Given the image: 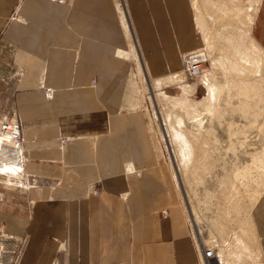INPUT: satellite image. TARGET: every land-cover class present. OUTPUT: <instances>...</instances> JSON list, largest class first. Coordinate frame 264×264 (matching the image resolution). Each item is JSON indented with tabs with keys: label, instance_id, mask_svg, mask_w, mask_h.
Listing matches in <instances>:
<instances>
[{
	"label": "crops",
	"instance_id": "obj_1",
	"mask_svg": "<svg viewBox=\"0 0 264 264\" xmlns=\"http://www.w3.org/2000/svg\"><path fill=\"white\" fill-rule=\"evenodd\" d=\"M200 47L192 0H0V117L21 124L19 149L0 146V227L17 264H200L131 80L133 59L150 83ZM21 167L36 185L9 182ZM251 214L258 258L233 264H264V189Z\"/></svg>",
	"mask_w": 264,
	"mask_h": 264
},
{
	"label": "rangeland",
	"instance_id": "obj_2",
	"mask_svg": "<svg viewBox=\"0 0 264 264\" xmlns=\"http://www.w3.org/2000/svg\"><path fill=\"white\" fill-rule=\"evenodd\" d=\"M192 1L209 56L206 87L202 78L185 79L181 72L174 73L173 83L153 87L132 57L131 80L138 91L134 107L145 110L195 235L217 246L223 264H233L237 261L221 250L234 245L254 194L264 183V0H199V11ZM116 5L123 13L119 2ZM209 89H214L213 98ZM165 100L173 103L165 107ZM168 128L187 139L185 146L168 136ZM181 152L188 160L182 169L176 163ZM246 167V174L236 175ZM127 168L126 173H135L132 166ZM14 247L6 249L10 253L0 264H17L22 244Z\"/></svg>",
	"mask_w": 264,
	"mask_h": 264
},
{
	"label": "built area",
	"instance_id": "obj_3",
	"mask_svg": "<svg viewBox=\"0 0 264 264\" xmlns=\"http://www.w3.org/2000/svg\"><path fill=\"white\" fill-rule=\"evenodd\" d=\"M47 2L61 7L63 9H69L73 0H46ZM119 6L121 4L119 3ZM118 10V7L116 5ZM119 12V10H118ZM208 54L205 47H200L192 51L184 52L181 55L182 69L181 73L185 79L195 80L198 79L201 75L204 74L207 65ZM0 137L4 140L10 141L15 146L18 145L17 149L20 146L21 139V124L17 119L15 114L10 115L9 117H4L0 119ZM64 142V141H63ZM129 171V168L126 169ZM20 177L17 179H12L9 182L16 185H36L38 180L28 177L23 173L21 167ZM88 194H96L97 190L93 185H90L87 190ZM191 234L193 236L194 245L198 253L200 264H222L220 260V254L217 246L209 245L203 242L200 238H197L193 232L191 225ZM8 239L7 235L3 231V228L0 227V258H3L5 254L10 253L9 250L6 251V244L4 240ZM22 242V240H19Z\"/></svg>",
	"mask_w": 264,
	"mask_h": 264
},
{
	"label": "bare ground",
	"instance_id": "obj_4",
	"mask_svg": "<svg viewBox=\"0 0 264 264\" xmlns=\"http://www.w3.org/2000/svg\"><path fill=\"white\" fill-rule=\"evenodd\" d=\"M200 1L199 0H194V3L197 4L196 5V7H197L196 9H198V5H199ZM258 4H259V2H258ZM256 7H257V4H256V6H254V12L256 11L255 10ZM197 11H199V9ZM253 15H254V13H253ZM248 24H249V22H248ZM244 27H246V26H244ZM252 44L255 46V44L253 42H252ZM255 48H256V46H255ZM207 62H209V56H208ZM208 76H209V74H208V68H207L205 70L204 74L199 77V78H202V83H203V85H205V87H206V83L208 81V79H207ZM175 77H176L175 75H173V76L170 75L167 78L165 77V78L157 79L156 81L152 80L150 82V84H152L153 87H157V85H159V84L173 83ZM143 81L145 82V79ZM208 93H209V97L210 98H213L214 95H215L214 89H209ZM172 103L173 102L170 101V100H165L164 103H163V106L168 107ZM171 132H172V135H171ZM168 136H170V137L172 136V138L175 137L178 140L176 142L180 143L179 145L181 146V148L183 146H185L187 139L185 137L181 136V135H178L177 133H175V131H172V129L170 130L168 128ZM8 144L14 145L10 141L4 140L3 138L0 137V146H5V145L7 146ZM16 146L14 145V147H16ZM183 155H184V153L181 152L180 156L176 157V163L181 169L183 168L184 164H186V162H188V160L186 158L187 154L184 155V156ZM18 158H19V156H18ZM18 158H13L12 161H11L10 166H11V170H13V171H18L20 169V165H19L20 160ZM1 161H2V166L0 167V169L2 171H4L7 168L6 167L7 166V163H6L7 161L5 159H1ZM246 169H247V167L245 168V173H243V171L241 169L236 171V172L242 171L240 173H237L236 175L239 176L240 174L241 175L246 174V171H247ZM183 172H184V170H183ZM263 189H264V183L259 188V190L254 194V198L251 201L250 209L247 210L248 214L246 215L247 218H246L245 224H242V226L240 227L239 231L237 232V235L234 236L235 240H236L234 242V245H231V247L225 246L224 249L222 248L223 250H221V252L224 254V256H226V257L230 256L235 261H252V260H255L256 258H258L257 255L259 254V252H258L259 249H258L257 239H256V235H255L253 221H252L251 208L253 207V205L257 201V199L261 196V193H262ZM193 232L195 233V231H193ZM196 237L200 238L198 236H196ZM220 260H221V256H220ZM221 263H222V261H221Z\"/></svg>",
	"mask_w": 264,
	"mask_h": 264
}]
</instances>
